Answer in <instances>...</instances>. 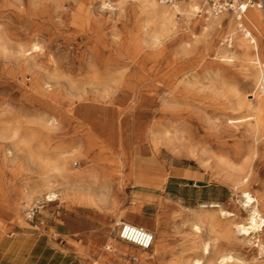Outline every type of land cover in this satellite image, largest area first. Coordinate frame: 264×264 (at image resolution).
Instances as JSON below:
<instances>
[{
    "label": "rangeland",
    "instance_id": "obj_1",
    "mask_svg": "<svg viewBox=\"0 0 264 264\" xmlns=\"http://www.w3.org/2000/svg\"><path fill=\"white\" fill-rule=\"evenodd\" d=\"M88 10L102 22L92 21ZM206 10L198 16L227 13L210 16ZM155 15L141 0H0V202L9 198L8 208H0V264H39L45 250L33 232L68 207L82 219L115 211L109 228L118 241L94 240L87 252L79 250L91 264H107L103 257L112 264H191L203 257L197 247L203 241L212 244V256H233L224 264H264V223L248 234L239 230L249 226L250 216L241 191L257 199L264 219V126L260 135L246 123L258 108L264 115V35L255 37L259 65L257 46L239 48L243 34L227 30L206 39L193 34L189 45L186 34H166L157 44L147 33L152 23L146 27ZM174 21L187 29L186 12ZM186 76L191 82L183 81ZM178 85L185 102H168ZM231 118L240 121L233 125ZM91 127L98 143L110 142L103 154L89 145ZM192 145L247 154L249 184L236 190L218 158L191 155ZM50 158L43 169L40 159ZM130 169L133 180L126 178ZM179 175L200 186L177 192ZM213 182L219 187H203ZM194 211L215 215L213 225L221 226L210 232L208 223L200 236L193 234L186 216ZM128 216L150 219V230L156 219L166 225L160 259L153 245L143 250L120 239L115 222L130 221ZM140 253L152 259L134 261Z\"/></svg>",
    "mask_w": 264,
    "mask_h": 264
},
{
    "label": "bare ground",
    "instance_id": "obj_2",
    "mask_svg": "<svg viewBox=\"0 0 264 264\" xmlns=\"http://www.w3.org/2000/svg\"><path fill=\"white\" fill-rule=\"evenodd\" d=\"M20 1H22V0H20ZM141 1L143 3L149 5V6L153 7V9L158 14L157 16L155 15L156 20H154V21L149 20L146 23V27L148 25H151V23H152V27L150 28L149 31H147V33L148 34H154V39H155V42L157 44L163 43L164 40L162 37L165 36L166 34H186V35H184L185 44L189 45L193 41H195L193 34L203 35L204 38L206 39L209 34L210 35L211 34H220L222 31L227 30L230 34H243L241 37L240 36L238 37V44L237 45L239 48L245 50V49H248L250 47V45L253 47L257 46L259 55L255 59L258 60L259 65H261L263 63L261 60V56H260L259 45L257 43V40L255 39V37H256V38H258V40H261L262 36L264 35V12L258 6H249L246 9L245 13H241L238 10H232V12L235 13L234 14V13H231V11L227 10V13L221 15L220 17H216V16L208 17V15L200 17V16H198V12H200L201 10H204V9L206 10V6H208L202 0L184 1L186 3H182V1L181 2L176 1L175 3L173 2V5L171 7L160 6L158 4V2L161 3L160 0H141ZM126 2H127V0H126ZM120 7L124 8V7H122V5ZM208 8H209V10H206V13L211 14L210 16H213V14H215V13L212 11V9L209 6H208ZM90 11L88 10V13L90 14V18L92 19V21L101 23L102 19H100L98 16L95 17L93 14H91ZM178 12H186V14H187L188 26H187V29L185 31H183V30L181 31L176 27V24L174 21V15ZM252 34H254V36ZM209 43H211V42H209ZM36 45H37V43H36ZM36 45L33 46V49L39 48ZM220 48H221L220 51L222 52V56H223V53L227 54L228 50L225 47H220ZM130 60H132V59H130ZM260 77H261V75H260ZM190 79H191L190 76H186L185 78H183V81L191 82ZM35 81H36V79H35ZM261 81L262 82L260 83V88L261 87L264 88V76H263ZM39 86H41V85H39ZM37 87H38V85H37ZM181 92H182L181 86L178 85L177 88H175L174 91L171 92V94L169 95L168 102H174V101L175 102L176 101L177 102H185L184 98H182V96H181ZM45 95L47 96V94H45ZM260 95H262V94H260ZM255 96H256V93H255ZM242 102H246L251 107V103H250L251 101L249 102V101H247V99L244 98ZM168 111H169V108L165 109L164 114H166ZM248 116H251V117L249 118L250 120L246 123L252 127L253 132H260V130L264 126V115L262 113V110L260 108H258V109H256V111L254 113H252L251 115H248ZM51 119H53V118H51ZM239 119L240 118H238V119L231 118V119H229L230 120L229 123L233 124V123H235L236 120H239ZM241 119H243V118H241ZM236 122H238V121H236ZM86 126H88V125H86ZM52 127H54V126H52ZM89 128L90 127H88V129ZM91 128H92V133L86 137V138H88L89 145H91L93 148H95L96 150H98L100 153L103 154L105 151H107L109 149L110 142H109V140L106 139L105 142H107V144L103 145V144L98 143L97 139L95 137L98 134L95 135L93 132V127H91ZM260 135H261V132H260ZM195 151H200L202 156H207L208 158L216 156L218 158L219 168L224 173V177L232 183V185L234 186V188L236 190H242L243 187H245L249 184L250 179H251L250 178V174H251L250 168L251 167L249 168V166L247 164V161H248L247 154L242 153L240 150L236 151L235 155H232V156L229 154L223 153V152H219V151L212 152L213 153L212 154L211 150L205 146L200 147V146L192 145L189 147V154L193 155V153ZM113 154L120 155L121 153L119 151H115V152H113ZM50 160H51V158L50 159H40L41 164H39V165H42V168L45 169L47 166L50 165ZM240 160H242L243 163L241 165H238ZM116 164L120 165L121 163L117 162V160H116ZM45 170H47V169H45ZM135 174H134V171L132 169H130V171L126 174V178L133 180L135 178ZM137 183L139 184L141 182L135 181L134 184H137ZM241 192L243 194V197H245V199H246L245 200V206L248 209L250 216H249V226L246 227L245 225H242L239 230L243 234H248L249 233L248 229H250V228L259 229L261 226H263L264 219L261 216L260 210L257 206V203H256L257 199L254 196H252L248 191H241ZM47 198H48V200H52L53 194H50V195L48 194ZM8 200H9V198L5 199V197H4V200L0 202V208H2L3 210H6L9 206ZM113 213H115V211L109 212V216H112ZM227 214L231 215L232 213L228 212ZM123 216L124 215H121L120 217H123ZM186 218H187V221L191 222V228H192L191 231L193 232V234H195L197 236H200L199 234H202L203 228L206 227L208 223H211V227H209L210 232H214L218 227L221 226L220 224L218 225V227L213 225L214 221H216V216L213 214L208 215V214H205L203 212L194 211L193 213L187 214ZM129 219H130L131 223H134V224L137 223L138 225H141L143 227L146 226L145 219L139 220V219L131 217V216L129 217ZM120 221H122V219L117 220L115 222V225L119 224ZM239 227H240V225H239ZM145 228H147V227H145ZM151 231H153V233H155L154 234L155 238H154V242L152 245L154 246V251L157 254L158 259H160L161 255L164 252H166V249H167L168 231H167L166 225L163 224L162 222H160V220H158V219L155 220L154 228L151 229ZM231 232H232V230L230 227L226 228V234L229 235ZM198 244H199V242H198ZM197 247L201 248V250L203 252V257L201 256V257L193 258L191 264H221V263L224 264V263L231 262L233 260V256H231L230 254L229 255L224 254L221 256L219 255L220 257H218V258L214 254L216 258L213 257L214 255L212 256L213 252L211 250L212 244L208 241L200 242V244L197 245ZM109 248H111V246H109ZM141 249H143V248H141ZM143 250H147V249H143ZM140 255H141V258H139L137 256V257H134L133 260L139 261L141 259L143 261V260L152 259V256L150 255V253H140ZM101 261L103 263L112 264V260L109 257H103L101 259ZM190 261L191 260L183 261L182 264H190Z\"/></svg>",
    "mask_w": 264,
    "mask_h": 264
},
{
    "label": "crops",
    "instance_id": "obj_3",
    "mask_svg": "<svg viewBox=\"0 0 264 264\" xmlns=\"http://www.w3.org/2000/svg\"><path fill=\"white\" fill-rule=\"evenodd\" d=\"M186 170L192 174V177L196 175L193 171ZM174 178L180 179V181H176V185L179 187V191L177 192L188 190L190 187L200 186L194 182V179L188 178L187 176L179 175L174 176ZM172 183L168 180L167 186L169 185L171 187ZM211 185L219 187L220 184L213 182V184L204 185L203 187H209ZM202 194L203 191L200 192V195ZM197 200L199 202L201 198L198 197ZM73 208L68 207L67 209L69 210L54 211L52 217L46 220L47 223L43 222L45 226L44 230L39 233L33 232L38 237L37 242H42L45 250L42 253V259L39 261V264H91L92 260L89 254L79 252V250H82L81 252H87L88 242L91 243L94 240L103 242L118 241L117 238L111 236L109 225L113 223L114 219L112 220L110 218L108 212L100 216L94 214L92 215L93 218L82 219L79 215H75ZM76 220L95 226V228L92 229L77 223ZM145 224L147 228H150V219H146ZM116 226L119 227L118 224ZM27 234L32 235V233Z\"/></svg>",
    "mask_w": 264,
    "mask_h": 264
},
{
    "label": "built area",
    "instance_id": "obj_4",
    "mask_svg": "<svg viewBox=\"0 0 264 264\" xmlns=\"http://www.w3.org/2000/svg\"><path fill=\"white\" fill-rule=\"evenodd\" d=\"M163 3L190 0H160ZM213 12L220 13L227 10H238L245 13L249 6H258L264 12V0H202ZM119 237L121 240L134 244L143 249H149L154 242V233L141 225L129 221H120Z\"/></svg>",
    "mask_w": 264,
    "mask_h": 264
}]
</instances>
